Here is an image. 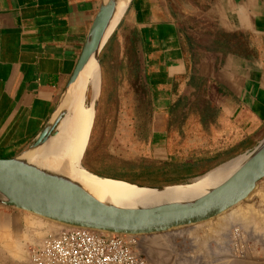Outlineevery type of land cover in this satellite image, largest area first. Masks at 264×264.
<instances>
[{"label": "crops", "instance_id": "obj_1", "mask_svg": "<svg viewBox=\"0 0 264 264\" xmlns=\"http://www.w3.org/2000/svg\"><path fill=\"white\" fill-rule=\"evenodd\" d=\"M102 1L0 0V159L22 156L53 119ZM100 65L79 159L91 175L181 186L264 138V0H129ZM127 109L149 160L123 158L116 117ZM258 192L264 210V181ZM26 213L0 204V244L29 227L42 241L47 222Z\"/></svg>", "mask_w": 264, "mask_h": 264}, {"label": "water", "instance_id": "obj_2", "mask_svg": "<svg viewBox=\"0 0 264 264\" xmlns=\"http://www.w3.org/2000/svg\"><path fill=\"white\" fill-rule=\"evenodd\" d=\"M115 8L116 0L102 1L89 28L77 65L60 96L57 110L92 56L101 67L100 54L113 31L104 42L103 39ZM98 104L99 93L96 106ZM64 114L65 110L62 109L59 118L53 117L29 150L47 142L55 133L58 120ZM262 144L264 138L249 153L259 149ZM20 157L0 159V204L69 228L79 227L133 237L160 235L214 219L245 201L254 192L257 184L264 180V147H262L227 182L197 201L178 208L113 209L94 205L73 186L63 184L33 166L23 165L19 162Z\"/></svg>", "mask_w": 264, "mask_h": 264}, {"label": "bare ground", "instance_id": "obj_3", "mask_svg": "<svg viewBox=\"0 0 264 264\" xmlns=\"http://www.w3.org/2000/svg\"><path fill=\"white\" fill-rule=\"evenodd\" d=\"M128 2L129 0H116L115 13L103 42L122 18ZM97 66L99 67V64L92 56L76 81L71 85L62 105L54 116V119L59 118L61 110H65L64 116L58 120L55 133L46 143L23 152L19 158V162L23 165L33 166L47 173V175L55 177L63 184L73 186L94 205L126 210L182 207L204 198L223 185L264 147L262 144L253 153L234 158V160L194 179L191 183L181 186L153 189L91 175L80 166L79 159L85 146L91 112L89 101H86V93L89 89L91 91L93 87L94 71ZM96 108L97 106L95 112ZM238 205L229 210L228 217L235 220H246L247 216L252 213V208H242ZM51 225L58 226L55 223Z\"/></svg>", "mask_w": 264, "mask_h": 264}, {"label": "rangeland", "instance_id": "obj_4", "mask_svg": "<svg viewBox=\"0 0 264 264\" xmlns=\"http://www.w3.org/2000/svg\"><path fill=\"white\" fill-rule=\"evenodd\" d=\"M97 68L99 67L97 66ZM96 81L98 92V75ZM92 92L93 87L89 99L90 109ZM137 119L139 118L134 110H118L116 129L122 137L120 142L123 148L122 152L126 154L123 158L140 163L145 159L149 160V157H139L140 152L143 151V144L131 140L134 128L132 120ZM151 120H148V131L153 128ZM90 153L92 152L90 151ZM260 182L255 191L238 205L242 208H252V213L247 216L246 220L232 219L228 217L230 212L226 211L220 216L198 225L160 235L141 236L138 239L140 253L145 256L148 264H264V210L261 208L262 205L256 207L253 203L254 197L258 196L257 190ZM26 214L34 216L37 220H43L35 215ZM44 222H47V235L42 241L67 228L57 223L55 224L58 226H52L51 224L54 223L50 221L44 220ZM235 230H237L236 233ZM21 233L28 236V239L16 238L14 241L0 244V264H30L29 249L42 242L38 243L31 239L37 238L36 235H41L40 233L36 234L30 227L27 234Z\"/></svg>", "mask_w": 264, "mask_h": 264}, {"label": "built area", "instance_id": "obj_5", "mask_svg": "<svg viewBox=\"0 0 264 264\" xmlns=\"http://www.w3.org/2000/svg\"><path fill=\"white\" fill-rule=\"evenodd\" d=\"M237 230L234 232L236 233ZM139 237L65 228L29 249L30 264H148Z\"/></svg>", "mask_w": 264, "mask_h": 264}, {"label": "trees", "instance_id": "obj_6", "mask_svg": "<svg viewBox=\"0 0 264 264\" xmlns=\"http://www.w3.org/2000/svg\"><path fill=\"white\" fill-rule=\"evenodd\" d=\"M104 55L106 56V49L103 51V59H102L103 62H105V61H104ZM195 168L198 169V164L195 165ZM158 173H160V172H158ZM158 173L155 172V170H154V172L148 173V174H146V175L149 176V177H154L155 175H158ZM133 175H135V177H136V176L139 177V175H141V174H139V173H134ZM137 179H138V178H137ZM137 179H135V180L133 179V182L136 183V180H137ZM181 180H183V179H181ZM130 181H132V180H130ZM141 185H142V184H141Z\"/></svg>", "mask_w": 264, "mask_h": 264}]
</instances>
